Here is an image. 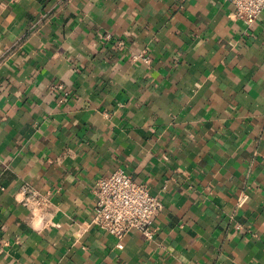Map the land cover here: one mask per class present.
Here are the masks:
<instances>
[{"label": "crops", "instance_id": "0c3cea01", "mask_svg": "<svg viewBox=\"0 0 264 264\" xmlns=\"http://www.w3.org/2000/svg\"><path fill=\"white\" fill-rule=\"evenodd\" d=\"M233 12L0 0V264H264V10ZM117 169L163 202L123 248L90 225Z\"/></svg>", "mask_w": 264, "mask_h": 264}, {"label": "built area", "instance_id": "2783aa9c", "mask_svg": "<svg viewBox=\"0 0 264 264\" xmlns=\"http://www.w3.org/2000/svg\"><path fill=\"white\" fill-rule=\"evenodd\" d=\"M234 7L235 18L252 23L264 10V0H226ZM136 54L134 59L142 57ZM148 61L147 54L143 56ZM26 193V205L33 209L41 208L45 203L36 191L23 187ZM94 214L90 225L116 239L118 248L124 247V239L136 231L146 239L155 235V221L163 209V202L150 187L139 182L123 169L100 177L94 188Z\"/></svg>", "mask_w": 264, "mask_h": 264}]
</instances>
